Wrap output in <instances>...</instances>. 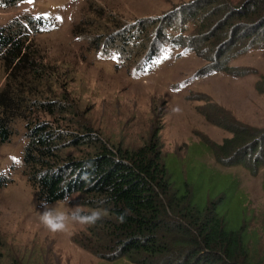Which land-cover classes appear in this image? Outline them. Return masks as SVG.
<instances>
[{
    "label": "rangeland",
    "instance_id": "1",
    "mask_svg": "<svg viewBox=\"0 0 264 264\" xmlns=\"http://www.w3.org/2000/svg\"><path fill=\"white\" fill-rule=\"evenodd\" d=\"M244 2L22 0L13 7L0 6V26L23 12L57 22L55 31L28 39L29 55L35 52L45 75L33 80L29 74L27 86L21 91H17V84L13 85L17 103L12 119L8 117L13 134L0 146V175L12 178L0 188V264H134L80 247L75 240L86 243L92 235L87 225L69 222L67 232L53 234L41 224L40 215L47 209L57 213L79 210L84 215L96 210L84 204L80 193L63 201L39 202L22 167L27 133L39 123H48L58 131V147L48 159L50 163L90 156L95 151V142L90 141L93 136L108 146L128 151L155 142L162 158L182 171L198 170L206 163L213 165L221 181L229 178L238 184L239 198L228 197L227 206L234 208L237 201L244 210L248 246L252 253L260 255L258 264H264L263 169L252 173L247 167L218 163L204 146H215L230 137L226 123L264 129V48H247L246 44L241 49L239 45L235 47L234 35L229 42L225 36L213 47L202 41L200 32L209 20L204 19L209 9H218L219 19ZM238 15L226 20L232 31L252 33L253 29L243 24L238 27ZM177 19L182 23H176ZM172 22L177 28L185 27L182 41L177 47L174 41L173 47V38L167 35L161 46L165 50L144 66L139 57L146 50L140 49L149 47L153 32L167 30L173 34ZM112 24L120 27L114 31ZM98 26L106 29L96 31ZM221 28L222 25L217 29ZM88 30L87 38L78 35V31L84 34ZM130 30L136 37L145 35L144 42L128 45L131 57L127 58L125 50L117 57L119 50L126 48L121 36ZM186 44L197 47L196 51H187L190 48ZM112 47L117 48L114 51ZM220 50L229 58L227 71L218 69L224 58L219 56ZM157 60L160 62L154 63ZM11 70L0 62V89ZM39 102L49 106L40 107ZM75 136H86L88 141L77 143L81 141L77 138L74 143ZM245 157L252 158L248 154ZM258 159H264V155Z\"/></svg>",
    "mask_w": 264,
    "mask_h": 264
},
{
    "label": "trees",
    "instance_id": "2",
    "mask_svg": "<svg viewBox=\"0 0 264 264\" xmlns=\"http://www.w3.org/2000/svg\"><path fill=\"white\" fill-rule=\"evenodd\" d=\"M20 1L0 0V6L13 7ZM211 10L205 13L204 19L209 20L200 31L203 33L202 41L215 47L225 36L229 42L234 35L232 41L235 47L239 45L241 49L246 44L247 48H264V0H245L234 10L239 14L235 19L238 27L244 25L253 29L249 34L232 31L231 23L226 20L233 18L234 12L224 14L219 21V10ZM174 21L182 23L180 19ZM195 22L193 24L198 27ZM183 23L186 24L185 21ZM220 25L222 28L219 30ZM172 26L170 30L173 34L167 30L153 32L149 47L140 49V52L146 50L139 57L144 66L165 49L161 46L167 35L172 36V45L176 41V47L182 41L185 27L177 28L173 22ZM111 27L115 31L120 25L112 24ZM56 29L57 22L53 18L26 12L0 26V62L12 68L0 89V146L7 143L13 134L8 118L12 119L13 107L17 103L13 99L16 94L13 85L17 84V91H21L27 86L28 79L40 80L46 73L43 65L36 61L35 52L29 55L28 39ZM103 29L106 28L98 26L96 31ZM89 31L84 34L78 31V35L87 38ZM121 37L126 48L119 50L117 57L125 50L128 58L132 53L128 45L142 44L145 35L136 37L130 30ZM244 38L249 39L244 41ZM92 39L91 42L94 41ZM94 45L99 47L100 43ZM186 45L190 48L187 51L197 49ZM112 48L115 51L117 47ZM219 56L224 58L218 69L229 70L226 53L220 50ZM132 66L137 70L135 64ZM29 74H32L30 78ZM39 105L49 106L42 102ZM225 125L231 133L230 137L215 146L204 145L206 150L214 155L218 163L247 167L252 173L263 169L264 174V159H258L264 155V129L233 123ZM56 132L48 123H39L27 133L28 143L22 156L23 174L36 191L39 202L63 201L80 193L86 206L101 213L100 219L86 229L92 234L89 240L86 243L75 240L80 247L95 254L108 253L114 259L134 264L260 263V255L252 253L248 246L249 232L245 226L244 210L240 209L237 201L234 208L227 206L228 197L230 200L239 198L238 184L229 178L221 181L219 172L212 169L213 165L206 163L198 170L187 168L182 171L162 158L155 142L150 141L128 151L108 146L93 136H90V141L95 142V151L90 156L50 163L48 159L58 147ZM77 138L81 139L77 143L88 141L86 136H75L74 143ZM257 150L260 152L253 155ZM244 152L245 156L248 154L252 158L242 156ZM11 180L7 175H0V188ZM262 182L264 190V175Z\"/></svg>",
    "mask_w": 264,
    "mask_h": 264
},
{
    "label": "clouds",
    "instance_id": "3",
    "mask_svg": "<svg viewBox=\"0 0 264 264\" xmlns=\"http://www.w3.org/2000/svg\"><path fill=\"white\" fill-rule=\"evenodd\" d=\"M164 50L165 49L161 51ZM7 176L9 177V175ZM100 217L101 213L98 211H93L88 215H84L79 210L71 213H57L51 209H47L40 215V222L50 233L56 234L67 232L69 222L90 226L94 225Z\"/></svg>",
    "mask_w": 264,
    "mask_h": 264
},
{
    "label": "snow or ice",
    "instance_id": "4",
    "mask_svg": "<svg viewBox=\"0 0 264 264\" xmlns=\"http://www.w3.org/2000/svg\"><path fill=\"white\" fill-rule=\"evenodd\" d=\"M28 2H29V3H32V2H33V0H28ZM41 18H42V17H41ZM57 19H59V18H57ZM159 62H160L159 60H157V61H154V63H157V64H158ZM13 159H15V158H13Z\"/></svg>",
    "mask_w": 264,
    "mask_h": 264
}]
</instances>
